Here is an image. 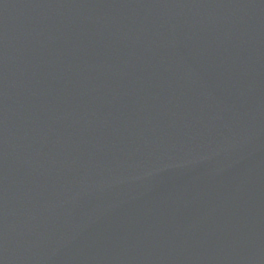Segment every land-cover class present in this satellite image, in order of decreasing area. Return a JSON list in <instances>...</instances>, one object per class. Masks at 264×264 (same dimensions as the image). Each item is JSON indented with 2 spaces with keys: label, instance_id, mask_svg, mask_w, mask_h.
Instances as JSON below:
<instances>
[{
  "label": "water",
  "instance_id": "obj_1",
  "mask_svg": "<svg viewBox=\"0 0 264 264\" xmlns=\"http://www.w3.org/2000/svg\"><path fill=\"white\" fill-rule=\"evenodd\" d=\"M0 264H264V0H0Z\"/></svg>",
  "mask_w": 264,
  "mask_h": 264
}]
</instances>
